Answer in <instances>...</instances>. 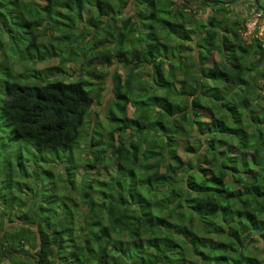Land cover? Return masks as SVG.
<instances>
[{
	"label": "trees",
	"instance_id": "obj_1",
	"mask_svg": "<svg viewBox=\"0 0 264 264\" xmlns=\"http://www.w3.org/2000/svg\"><path fill=\"white\" fill-rule=\"evenodd\" d=\"M212 5L222 16L204 23L191 19L190 0H0V47L4 33L13 52L52 58L55 45L41 42L43 32L63 26L55 39L71 54L92 32L90 59L127 70L123 82L112 77L107 124L89 136L93 159L77 183L73 155L95 102L89 83L54 77L50 67L17 74L1 53L0 137L11 134L68 165L66 188H43L38 204L21 198L14 207L0 192V264H264V90L254 87V73L264 79V46L240 41L246 19L228 27V6ZM139 67L150 85L137 78ZM195 126L196 147L186 141ZM180 147L207 166L194 169ZM106 158L114 172L90 177ZM14 168L5 186L35 173L21 159Z\"/></svg>",
	"mask_w": 264,
	"mask_h": 264
},
{
	"label": "rangeland",
	"instance_id": "obj_2",
	"mask_svg": "<svg viewBox=\"0 0 264 264\" xmlns=\"http://www.w3.org/2000/svg\"><path fill=\"white\" fill-rule=\"evenodd\" d=\"M183 1V0H179ZM219 1H230L229 3L225 4L228 6L229 14L228 17L225 18V22L227 23V26L230 27L232 22L237 20L238 18L244 17L246 19V22L250 18V16L254 13H259L264 20V4L261 1L260 6H257L255 0H219ZM192 10H191V19L199 20L204 23L209 21L212 14L216 13V16L221 18L222 13L218 11H213L214 8L217 6L212 5L213 1L209 2H203V0H190ZM256 7L258 9H256ZM249 9V10H248ZM123 12V17L131 15L132 11L131 8L128 6ZM219 13V15H217ZM67 22V20H65ZM107 23V21H105ZM81 26H79L80 28ZM140 28V27H139ZM223 29V28H222ZM64 31V27L61 26L59 29H52L51 27L46 25V30L43 32V39H41V42L43 44H47L48 42H52L55 45V50L57 51L56 56L52 58H45L44 60H29L25 55H20L17 51L13 52L11 49L6 48L7 45V35H3V46L0 47V56L2 53L4 61H7L8 64L12 67L14 72L17 74L20 73L21 75H24L25 73H31L33 70H41L47 67L51 68L52 73L54 74V77L60 78L62 80L67 81H73V80H85L87 81L88 87L91 91V94L95 98V102L91 108V110L88 112V114L85 117V122L83 124V127L81 129V139L79 140L78 145L76 146V149L74 151L73 159L74 162L79 166V170L76 172L75 177L76 181L80 180V177L82 174H84L86 167L85 160L88 159L92 161L93 159V153L90 151V148L88 147V138L90 135L98 136V132H102L103 129L106 127L107 124V108L109 106V103L111 102V99L113 98V82L112 77L115 72L120 74L121 82H123L127 70L125 68H122L119 63L114 62L111 66L107 67L106 69L102 67L101 63L98 62L96 59L92 58L90 59V52H89V46L92 41V32L91 34L87 35L86 37L79 39V44L76 48H74V52L71 54L68 50V43L64 45L60 40H56L55 36L58 35V33ZM222 32H225V30H221ZM1 35V36H2ZM75 35H79L78 32L75 31ZM195 37V36H194ZM131 38L136 40L138 38L137 31L131 33ZM103 39V35L98 36L97 41H100ZM247 38L245 35H243V31L240 33V41L247 42ZM49 46V45H48ZM50 47V46H49ZM73 50V47H72ZM78 56H76V54ZM218 57L217 54L213 53V55L210 57V59H216ZM90 59V60H89ZM95 71V72H94ZM99 71H107L106 76L104 78H100L97 76ZM138 74V79L142 80L143 84L150 85L151 84V74L145 67H139L137 70H135ZM91 72L94 74H91ZM3 73V74H2ZM0 75L5 77V72L3 70H0ZM256 86L255 90L262 91L264 90V79L258 74V72L254 73ZM258 88V89H257ZM97 93H100V96H96ZM127 115L132 117L137 114L134 107L129 106L126 110ZM201 119H208V112L206 110H203L201 112ZM244 120V119H243ZM245 121V120H244ZM138 134V133H136ZM11 135V134H10ZM4 136L0 137V192L5 197H2V199H6L7 201H12L13 205L15 207V204H17L18 200H26L28 202H36L38 204L41 199L39 192H43V188L46 189H52V192L55 194H59L60 191L64 190L67 186L66 183H64L66 180L65 178V172L64 167L68 165V162H60L59 160H63L62 153L60 152L59 157L53 153V157L49 155V153H42L39 154L36 150L35 146L31 143L25 144V142L19 141L15 136ZM117 134H115L114 137H116ZM200 136V133L197 131V126L194 127L190 131V136L186 140L189 145H195L197 144V139ZM102 143L107 142V136L102 137ZM185 141V143H186ZM233 142H235L234 139H232ZM21 146V147H20ZM229 151H236L234 147H228ZM179 155L184 157L186 159L185 161H191L193 165H195L194 169L199 167L201 165L202 167H206L207 163L206 160L202 159L201 157L196 158L198 153L197 152H186L184 151L183 147L179 148ZM53 158L55 162H51L48 164L46 161H48V158ZM18 159H21L24 161V165L26 169L30 173H38L39 176L36 178L35 173L30 176L28 179L23 180L19 179V176H15L13 178V181L21 183V186L18 187L14 182H11L10 186H5L4 184L7 182H3L5 180H8V176L6 175L7 170L9 171V167H13L14 173L16 172L14 166L17 165ZM58 162V163H57ZM105 166L104 168H100L99 170L94 169H88V173L90 177H93L95 174L99 173L100 179L104 177L105 171L108 168V170L111 171V173L114 172V163L111 161L110 158H106L104 162ZM200 166V167H201ZM188 167V166H187ZM17 168V167H16ZM48 168V169H47ZM45 170L51 171V175H49V178L47 179V175L45 174ZM5 172V173H4ZM44 176L45 181L42 183L40 181V178ZM36 179H38V185L36 186ZM23 183L29 184V186H32L34 191H38V194L33 196V192L30 191L28 188H26ZM5 186V188H2L1 186ZM76 191V190H75ZM74 191V192H75ZM15 198V199H13ZM35 200V201H33ZM35 204V205H36ZM13 209V208H12ZM1 211V210H0ZM1 264H12L9 261H3Z\"/></svg>",
	"mask_w": 264,
	"mask_h": 264
},
{
	"label": "built area",
	"instance_id": "obj_3",
	"mask_svg": "<svg viewBox=\"0 0 264 264\" xmlns=\"http://www.w3.org/2000/svg\"><path fill=\"white\" fill-rule=\"evenodd\" d=\"M243 35L247 41L258 39L264 46V20L259 13H254L245 23Z\"/></svg>",
	"mask_w": 264,
	"mask_h": 264
},
{
	"label": "water",
	"instance_id": "obj_4",
	"mask_svg": "<svg viewBox=\"0 0 264 264\" xmlns=\"http://www.w3.org/2000/svg\"><path fill=\"white\" fill-rule=\"evenodd\" d=\"M209 1H216V2H221V3H223V4H227V3H229L230 1H219V0H209ZM263 9H264V7H263Z\"/></svg>",
	"mask_w": 264,
	"mask_h": 264
},
{
	"label": "flooded vegetation",
	"instance_id": "obj_5",
	"mask_svg": "<svg viewBox=\"0 0 264 264\" xmlns=\"http://www.w3.org/2000/svg\"><path fill=\"white\" fill-rule=\"evenodd\" d=\"M263 4H264V2H263Z\"/></svg>",
	"mask_w": 264,
	"mask_h": 264
}]
</instances>
